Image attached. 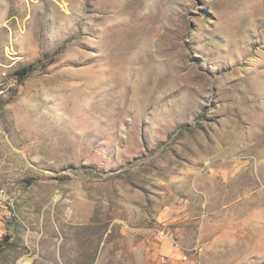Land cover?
<instances>
[{
    "label": "rangeland",
    "instance_id": "1",
    "mask_svg": "<svg viewBox=\"0 0 264 264\" xmlns=\"http://www.w3.org/2000/svg\"><path fill=\"white\" fill-rule=\"evenodd\" d=\"M0 88V264H264V0H0Z\"/></svg>",
    "mask_w": 264,
    "mask_h": 264
},
{
    "label": "built area",
    "instance_id": "2",
    "mask_svg": "<svg viewBox=\"0 0 264 264\" xmlns=\"http://www.w3.org/2000/svg\"><path fill=\"white\" fill-rule=\"evenodd\" d=\"M4 93L5 90L0 88V96H3ZM5 206H9L12 209L14 208L13 202L9 199L7 195V189L0 178V209L4 208Z\"/></svg>",
    "mask_w": 264,
    "mask_h": 264
},
{
    "label": "trees",
    "instance_id": "3",
    "mask_svg": "<svg viewBox=\"0 0 264 264\" xmlns=\"http://www.w3.org/2000/svg\"><path fill=\"white\" fill-rule=\"evenodd\" d=\"M33 66L25 67L19 71L21 77H25L32 71Z\"/></svg>",
    "mask_w": 264,
    "mask_h": 264
}]
</instances>
